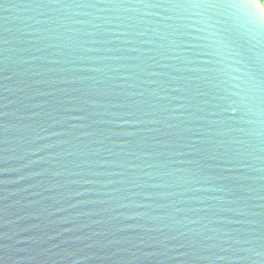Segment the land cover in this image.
I'll use <instances>...</instances> for the list:
<instances>
[{
  "label": "water",
  "instance_id": "1",
  "mask_svg": "<svg viewBox=\"0 0 264 264\" xmlns=\"http://www.w3.org/2000/svg\"><path fill=\"white\" fill-rule=\"evenodd\" d=\"M257 17L0 0V264H264Z\"/></svg>",
  "mask_w": 264,
  "mask_h": 264
},
{
  "label": "snow or ice",
  "instance_id": "2",
  "mask_svg": "<svg viewBox=\"0 0 264 264\" xmlns=\"http://www.w3.org/2000/svg\"><path fill=\"white\" fill-rule=\"evenodd\" d=\"M171 2H177V0H171ZM192 3V4H198L201 2V0H180V3ZM237 3L250 8L257 9L258 17L257 22L264 24V0H237ZM236 6V5H233ZM232 115L235 116L237 114L236 109H231Z\"/></svg>",
  "mask_w": 264,
  "mask_h": 264
}]
</instances>
